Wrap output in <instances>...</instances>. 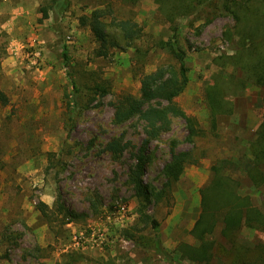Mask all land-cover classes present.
<instances>
[{"label": "rangeland", "instance_id": "374dc122", "mask_svg": "<svg viewBox=\"0 0 264 264\" xmlns=\"http://www.w3.org/2000/svg\"><path fill=\"white\" fill-rule=\"evenodd\" d=\"M50 2L0 0V91L5 96L0 95V264H170L154 248L157 233L176 262L203 264L183 259L178 245L199 242L191 230L212 165L230 160L227 173L241 178L240 192L258 206L264 197L245 174L264 113V86L244 64L247 51L234 48L241 43L238 22L216 11L220 0H194L187 16L166 14L157 0H72L68 11L44 18L41 8ZM97 9L106 11L108 22H137L141 37L128 45L120 36L124 50L110 46L107 55H100L102 45L86 18ZM228 31L235 32L234 40ZM174 37L186 51L190 76L177 100L197 118L203 133L190 142L185 120L176 117L171 131L149 143L143 179L157 190L166 181L163 168L172 148L192 152L197 160L187 164L163 199L147 203L148 213L160 222L153 229L141 221L142 202L128 183L130 167L148 137L145 123L136 117L116 125L110 103L122 92L139 96L144 73L175 61L163 47ZM65 47L81 87L104 81L111 86L101 105L77 117L73 131L65 123V96L72 89ZM212 85L225 92L227 110L214 113ZM116 137L130 143L120 159L105 148ZM41 201L55 212L62 201L84 215L68 223L59 216L49 224L38 210ZM212 238L229 246L222 224ZM257 239L263 234L244 227L238 242L254 244ZM221 253L217 247V264L223 261Z\"/></svg>", "mask_w": 264, "mask_h": 264}, {"label": "trees", "instance_id": "16d2710c", "mask_svg": "<svg viewBox=\"0 0 264 264\" xmlns=\"http://www.w3.org/2000/svg\"><path fill=\"white\" fill-rule=\"evenodd\" d=\"M193 2L194 0H157L159 9L166 14L177 13L184 16L193 11ZM230 2H234V4L232 5ZM253 2L255 4L240 6L242 2L237 0H220L216 11L231 15L238 22L236 33L239 34L241 43L239 45L237 42L234 48L239 51L238 53L247 51L242 54V57L247 55V62L244 64L250 70V76L258 84L264 86V0ZM71 4L72 0H51L49 5L41 8L43 17H50L51 12L60 16L69 10ZM105 14V10L97 9L92 12L90 17H86L96 40L102 45L99 51L100 55H107L110 46L124 50L126 47L118 38L120 36L125 38L128 45H132L136 38L141 37L142 30L137 22L131 19L108 22L103 19ZM111 30L114 31V34L111 33ZM234 34L235 32L228 31L226 36L234 40L232 37ZM163 47L169 50L175 61L159 65L155 70L144 73L140 79L139 96L122 92L110 103L114 109L112 120L116 125H122L136 117L145 123V133L148 137L136 155V162L130 167L128 183L136 190V194L142 202L139 207L141 221L153 229H157L160 222L148 213L147 203H150L153 198L163 199L166 192L171 190L172 185L180 180L187 164L196 163L197 160L192 152L178 151L172 148V157L163 168L166 181L163 188L157 190L143 179L147 164L145 152L149 143L151 140L159 138L163 133L171 131L173 119L176 117L185 120L188 130L187 139L190 142H193L195 136L203 133V129L198 126L197 118L188 114L177 100L190 81L186 51L179 45L175 37L164 41ZM62 56L65 67L68 68L67 73L72 87L65 96L67 114L65 123L66 126H70V131H73L76 128L77 117L86 109L101 105L102 99L110 93L111 86L107 81H104L86 88L81 87L71 70V56L67 52V47L63 49ZM237 59L239 62L242 61L241 57ZM219 88L221 87L215 88L213 85L209 88L210 99L215 102L214 113L220 111L221 108L227 110L225 108V92ZM0 95L5 97L1 91ZM86 96L87 98L84 99ZM256 132L257 136L250 147L252 164L248 166L247 171L245 170V174L255 189L260 190L262 194L264 193V113ZM129 145L130 143L124 142L122 137H116L108 141L105 148L111 152L115 159H120ZM51 155L52 153H50ZM49 160L52 161L51 157ZM231 164L230 160L224 159L212 165L211 178L200 189L201 212L191 230L192 236L199 242L197 244L184 241L179 243L178 249L183 259L203 264H217L215 252L219 247L223 254V261L220 264H264V197L261 201L262 205L258 206L253 202L251 195L242 194L240 192L241 178H235L227 173ZM50 209L44 201L38 204V210L49 224L55 222L59 216L65 219V223H68L84 215L62 201H58L56 212ZM219 224H222V235L229 242L227 247L217 244L212 238ZM244 227L260 232L263 234V239H257L254 244L238 242ZM127 236L135 238L129 232H127ZM157 236L153 241L156 251L164 255L165 260L170 264H180L163 246L158 233Z\"/></svg>", "mask_w": 264, "mask_h": 264}]
</instances>
